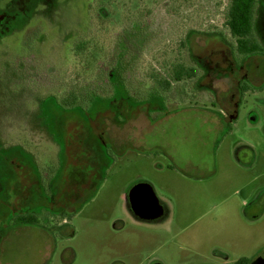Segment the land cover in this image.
<instances>
[{"label":"rangeland","instance_id":"rangeland-1","mask_svg":"<svg viewBox=\"0 0 264 264\" xmlns=\"http://www.w3.org/2000/svg\"><path fill=\"white\" fill-rule=\"evenodd\" d=\"M229 5L0 0V264L264 256V57L260 71L248 66L258 76L232 122L234 80L207 60L236 47ZM255 33L264 46V0ZM178 65L195 76L177 81ZM122 136L147 142L125 146ZM76 164L86 175L71 174ZM141 183L161 218L132 211L127 198ZM54 198L63 209L49 206ZM30 215L38 219L19 222Z\"/></svg>","mask_w":264,"mask_h":264},{"label":"flooded vegetation","instance_id":"flooded-vegetation-1","mask_svg":"<svg viewBox=\"0 0 264 264\" xmlns=\"http://www.w3.org/2000/svg\"><path fill=\"white\" fill-rule=\"evenodd\" d=\"M208 41V39H207ZM213 41L217 42L218 44H225L223 42V40L220 37H213ZM213 55V54H212ZM210 55L207 57V60H209L211 63H213V65H215L214 70L218 71L220 73H229L230 77H232V80H234L232 89H230L227 93H228V99L230 100V105H232V109H230L229 111V116L227 115V119H229L230 122H232V120L235 118L234 116L237 113V109L238 107V101H239V96L240 92L243 90V92H251L252 90V86L250 88L249 85V81H253L255 79V77L258 76V74L254 75V74H250L249 70H248V66L252 65L254 68L258 69V71H260L259 65L256 63V57H251L250 59H246L245 57H243L240 53L237 52V49L235 47L234 50H231L229 47L227 48H223L222 51L216 55ZM264 57V54L261 55ZM262 75H264V70L261 71V77ZM90 127V126H89ZM78 164H76V166H73L71 169V174L76 177V175L79 176H84L86 175L85 172V167L83 168H79L77 167ZM250 168H252V166H250ZM88 173V172H87ZM95 182V180H93ZM90 185H84V187H81V191L80 194L82 195L87 188H90ZM264 195V188L260 189L259 194H258V198H262ZM71 198L70 195L68 197V199ZM128 201L129 200V196H128ZM57 201L54 198V201H49L48 204L51 208L55 209L57 207H61L60 209H63L62 206L57 205ZM131 206V204H130ZM66 209V208H65ZM59 215V214H58ZM151 264H162L160 261H153L151 262ZM236 264H264V256H260L258 257V259L254 260V261H249L248 259H240L236 262Z\"/></svg>","mask_w":264,"mask_h":264},{"label":"trees","instance_id":"trees-1","mask_svg":"<svg viewBox=\"0 0 264 264\" xmlns=\"http://www.w3.org/2000/svg\"><path fill=\"white\" fill-rule=\"evenodd\" d=\"M259 0H230L228 9L227 27L230 34L236 41L237 52L246 59L264 54V46L261 44L255 33L256 13ZM175 79L182 81L184 77L193 78L196 68L178 65ZM16 219V218H15ZM38 219L35 215L21 216L19 222L22 224L34 223Z\"/></svg>","mask_w":264,"mask_h":264},{"label":"water","instance_id":"water-1","mask_svg":"<svg viewBox=\"0 0 264 264\" xmlns=\"http://www.w3.org/2000/svg\"><path fill=\"white\" fill-rule=\"evenodd\" d=\"M129 200L132 211L144 220H156L164 214L161 201L148 183L136 185L129 193Z\"/></svg>","mask_w":264,"mask_h":264},{"label":"crops","instance_id":"crops-1","mask_svg":"<svg viewBox=\"0 0 264 264\" xmlns=\"http://www.w3.org/2000/svg\"><path fill=\"white\" fill-rule=\"evenodd\" d=\"M147 136H122V142L125 146H133L137 147L139 149H143L146 142H147ZM143 142L145 144H143ZM251 166V165H250Z\"/></svg>","mask_w":264,"mask_h":264}]
</instances>
